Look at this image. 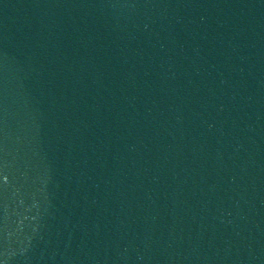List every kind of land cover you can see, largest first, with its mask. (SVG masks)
Returning <instances> with one entry per match:
<instances>
[{
	"label": "water",
	"instance_id": "1",
	"mask_svg": "<svg viewBox=\"0 0 264 264\" xmlns=\"http://www.w3.org/2000/svg\"><path fill=\"white\" fill-rule=\"evenodd\" d=\"M0 264H264V0H0Z\"/></svg>",
	"mask_w": 264,
	"mask_h": 264
}]
</instances>
